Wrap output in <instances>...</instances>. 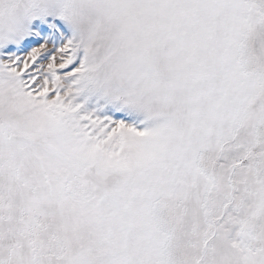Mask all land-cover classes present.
Listing matches in <instances>:
<instances>
[{
  "label": "snow or ice",
  "instance_id": "snow-or-ice-1",
  "mask_svg": "<svg viewBox=\"0 0 264 264\" xmlns=\"http://www.w3.org/2000/svg\"><path fill=\"white\" fill-rule=\"evenodd\" d=\"M0 264H264V0H0Z\"/></svg>",
  "mask_w": 264,
  "mask_h": 264
}]
</instances>
